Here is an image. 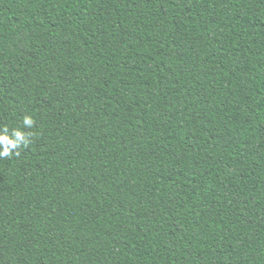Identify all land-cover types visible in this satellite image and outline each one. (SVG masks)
I'll list each match as a JSON object with an SVG mask.
<instances>
[{"label":"trees","instance_id":"1","mask_svg":"<svg viewBox=\"0 0 264 264\" xmlns=\"http://www.w3.org/2000/svg\"><path fill=\"white\" fill-rule=\"evenodd\" d=\"M5 126L0 264H264V0H0Z\"/></svg>","mask_w":264,"mask_h":264},{"label":"clouds","instance_id":"2","mask_svg":"<svg viewBox=\"0 0 264 264\" xmlns=\"http://www.w3.org/2000/svg\"><path fill=\"white\" fill-rule=\"evenodd\" d=\"M35 121L31 115H25L22 118V125L25 129L33 128ZM32 132H24L19 128H13L11 131L7 126L0 128V159L18 156L21 147L27 148L31 144Z\"/></svg>","mask_w":264,"mask_h":264}]
</instances>
